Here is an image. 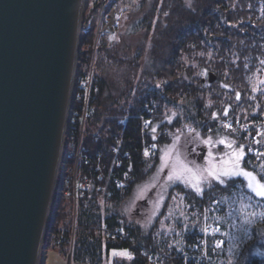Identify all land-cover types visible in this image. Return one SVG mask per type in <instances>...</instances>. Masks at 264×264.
<instances>
[{
	"label": "trees",
	"instance_id": "1",
	"mask_svg": "<svg viewBox=\"0 0 264 264\" xmlns=\"http://www.w3.org/2000/svg\"><path fill=\"white\" fill-rule=\"evenodd\" d=\"M110 5L108 3V7ZM167 5L164 10L167 16L165 25L156 24L151 38L149 61L143 64V71L138 75L141 80L138 79L130 87L116 83V91H112L114 93L110 92L113 83L106 78L109 63L104 59L107 56L99 58L101 52L110 53L112 45L99 35L95 42L94 18H89L80 34V70H85L93 58V75L99 87L93 102L94 112L89 118L87 133L83 138L87 159L80 157L78 161L79 179L88 176L92 186L79 189L75 201L72 196L61 198L60 205L53 211L55 222L48 225L43 240L47 247L54 246L65 257L71 254L72 262L104 264L111 250H119L128 252L130 259L128 262L116 260L113 264H225L220 263L226 244L221 235L222 222L220 219L208 222L207 217L223 214L224 207L220 202L215 204L212 201H219L221 196L228 193L226 185L212 184L195 198L189 192L186 193L187 200L204 212V222H208V225L200 230L195 227L185 229L177 245L151 241L149 236L142 233L139 225L128 222L117 207L132 192L145 172L157 165L160 144L169 141H158L152 155L144 156L142 153L139 121L140 115L146 112V103L154 107L153 122L158 125L185 126L191 122L195 127L202 126V131H207L208 126L213 125V109L207 108L206 96L212 93L215 84L205 78L195 77L196 73L191 70L185 72L184 69L188 68L181 61L183 54L193 57L200 52L202 57L197 56L199 63L206 68L210 69L206 65L209 63L217 71H228L229 79L243 100L241 105L249 103L247 77L255 72L260 60L264 64V0H191L188 4L184 0H169ZM98 6V0H95L90 6V12H97ZM152 15L153 12H150L148 16ZM208 53L215 58V64L207 60ZM112 56L114 54L109 55L108 60ZM184 73L192 79H184ZM153 78L158 79L159 84L152 83ZM143 79L149 81L142 84ZM179 102L182 108L183 105L186 107V112H183L186 117L181 119V115L177 114L171 121L167 120L165 108L177 107L175 104ZM247 108L252 109L253 106ZM236 109L223 114L224 111L221 113L218 108L220 116H215L225 120ZM256 109L251 111L249 120L264 112V103H260ZM125 113H130V117L126 121V129L121 131L119 120ZM214 128L219 130L213 126L212 131ZM119 135H122L123 141L117 154H114L111 146ZM233 135L242 144L244 162H251V169L255 171L256 163L264 159V156L258 155L264 153V147L249 153V134L235 132ZM126 152L128 157L124 156ZM70 161H73L72 158ZM112 165L121 185L103 193L97 190L98 185L105 184L99 175L107 174ZM68 190H72V186ZM212 225L216 226V232L210 231ZM116 227H122L123 233L115 236L103 234V229ZM50 233H58L59 240L51 243ZM216 238L222 242L219 247L214 244ZM261 249L264 250L258 247L256 252L248 254L244 264H264Z\"/></svg>",
	"mask_w": 264,
	"mask_h": 264
},
{
	"label": "rangeland",
	"instance_id": "2",
	"mask_svg": "<svg viewBox=\"0 0 264 264\" xmlns=\"http://www.w3.org/2000/svg\"><path fill=\"white\" fill-rule=\"evenodd\" d=\"M110 1L112 0H104L103 15L100 19L99 9L93 14L90 12V10L92 11L90 6L95 0L84 1L80 33L88 24L89 18H94L96 19L95 42L99 35L112 45L110 53L101 52L99 58H103V55L107 56L104 59L109 63L106 78L113 83L110 92L114 93L117 87L116 83L130 87L140 79L138 75L143 71L141 70L144 68L143 64L145 62L147 64L150 58L151 38L156 24L165 25L167 16L164 10L168 6L169 0ZM184 1L188 4L191 0ZM108 3L112 5L108 7ZM112 11L119 14L113 30L111 33L102 34V29L105 27L106 21L110 19ZM150 12H153L151 17L148 16ZM92 53L94 55V49H92ZM111 54H114V57L112 56L113 58L108 60V56ZM196 55L199 56L201 53L197 52ZM197 56L183 54L181 61L188 68L184 71L195 72L197 78L207 80L209 71L215 74L216 78L213 81L215 86L211 89L212 93L206 96L207 108L213 109L211 119L213 121L220 119L217 117L220 116L218 108L221 109V113L224 111L223 114H228L229 110L237 108L234 114L227 115L226 122L221 119L222 123H231L232 120L250 121L248 118L251 117V111H257L258 105L264 103V64L262 61L260 60L259 65L256 66L255 72L247 77L248 89H250L247 97L249 103L241 105L243 100L235 84L229 79L228 71H217L213 65L206 63L210 66L208 69L204 64L199 63ZM206 58L215 64V58L211 56V53H208ZM184 74V79H192L187 73ZM166 79L170 80L171 78L167 77ZM142 81V84H145L149 80L143 79ZM152 83L159 84V80L153 78ZM180 104L181 102L175 104L178 108L174 106L165 108L167 120L171 121L177 114L181 115V119L186 117L183 115V112H186V107L183 105L182 108ZM250 106L253 108L248 109L247 107ZM259 115L263 116L264 112ZM187 125H191V122ZM213 126L217 127L211 124L206 129L207 131L194 130L177 134L174 138L162 143L159 147L160 156L157 165L145 172L143 178L135 184L132 192L119 203L117 209L128 222L139 225L142 233L149 236L151 241L173 245L180 243L185 229L194 227L199 230L204 229L208 222L220 219L219 221L222 222L221 235L226 243L220 263L244 264L248 254L256 252L258 247L264 248V198L256 197L248 190L244 177H221L224 180V183L221 184L219 180L209 175L210 172L219 174L233 169L236 164L235 156L240 153L241 148L243 149L240 141L236 140L233 135L235 131L229 132L230 129L225 126H220V131L217 128L212 131ZM180 127L186 129V126L183 125ZM244 158L245 152L240 161L242 168L252 171L258 178L264 177V167H262L264 159L256 163L254 171L253 168L251 169V162L247 161L248 164H246ZM70 164L74 167L73 162L70 161L67 165ZM212 184L226 185L228 193L221 196L219 201L218 199L212 201L215 204L220 202L224 207L223 214L208 215V222L205 223L204 212L192 201L187 200L186 193L189 192L191 197L195 198ZM197 187L200 189L199 192L196 190ZM70 196L72 195L68 194L62 198ZM61 202L63 204L64 200ZM50 240L51 243L57 241L53 237ZM261 252L263 254L264 250L261 249ZM67 258L68 255L65 257L54 246L47 247L43 244L39 264H78L72 262L71 259L68 263ZM129 259L128 252L111 250L104 264H113L116 260L128 262Z\"/></svg>",
	"mask_w": 264,
	"mask_h": 264
},
{
	"label": "water",
	"instance_id": "3",
	"mask_svg": "<svg viewBox=\"0 0 264 264\" xmlns=\"http://www.w3.org/2000/svg\"><path fill=\"white\" fill-rule=\"evenodd\" d=\"M82 4L0 0V264H39L54 221L49 210ZM215 78L208 72L209 82Z\"/></svg>",
	"mask_w": 264,
	"mask_h": 264
},
{
	"label": "built area",
	"instance_id": "4",
	"mask_svg": "<svg viewBox=\"0 0 264 264\" xmlns=\"http://www.w3.org/2000/svg\"><path fill=\"white\" fill-rule=\"evenodd\" d=\"M98 9H99V19L103 15V6L104 0H98ZM116 11H112L110 14V19L106 21L105 27L102 29V34L111 33L112 27L114 24L110 25V21L112 19V14ZM116 22V21H115ZM99 24V23H98ZM105 28H107L105 30ZM99 32V30H97ZM94 56V55H93ZM94 65L93 58L89 66L84 70L83 77L81 78V95L78 102V111H76V121H75V133H73V164L74 167H69V178L67 179L66 186V195H72L74 201L79 193V189H88L92 186V182L88 176L84 175L81 179L78 176V161L80 157H83L84 160L87 159V154L83 149V138L86 135V127L89 121V118L93 115V102L96 100L97 93L99 91V87L95 81L93 75ZM145 114L140 115L139 121V131L141 135V151L144 156L152 155L157 148V143L160 140H170L174 138L177 134L193 132L194 130H201L202 126L195 127L193 125H185L186 129L184 130L180 126H168V125H158L153 122L154 119V107L146 103L145 104ZM119 124L122 125V130L126 129V121L130 117V113H125L120 116ZM214 125L220 128L225 126V128L230 129L229 132H245L249 134V149L248 152L252 153L258 147H264V115L254 118L250 121H242V120H232L231 123H222L221 119L213 121ZM94 131V130H93ZM122 134V132H120ZM122 135L115 137V143L111 146V149L114 154H117L119 147L122 144ZM147 152V155L145 153ZM124 156L128 157V153L126 152ZM113 165L109 169L107 174L99 175V177L103 178L105 181L104 185H98L97 190L104 192L110 191L112 187H119L121 185V180L117 177L112 169ZM114 168V167H113ZM72 186V190H68V187ZM71 192V193H70ZM210 231L216 232L217 228L215 225L210 227ZM123 233L122 227L116 228H105L103 229V234L105 236H115L117 234ZM56 240H59L60 235L55 233ZM220 242V239L216 238L215 243ZM159 259V258H158ZM78 264H88L87 262L81 261L77 262Z\"/></svg>",
	"mask_w": 264,
	"mask_h": 264
},
{
	"label": "bare ground",
	"instance_id": "5",
	"mask_svg": "<svg viewBox=\"0 0 264 264\" xmlns=\"http://www.w3.org/2000/svg\"><path fill=\"white\" fill-rule=\"evenodd\" d=\"M84 1L85 0H83L81 9L84 8ZM118 15L119 14L117 12H114L112 14L110 25L111 24L113 25L115 23V21L118 18ZM106 29L107 28H105V30ZM79 40H80V35H79ZM80 51H81V45L78 47V51H77L78 56H79ZM83 72H84V69L80 70V61H79V57H77L76 62H75V68L72 73V81H71L67 112H66V118H65V124H64V134H63V139H62V144H61V152H60V157H59V162H58L55 187H54V192H53V196H52V200L50 204L48 222H50L49 220L51 219L52 216L54 217V220H55V214L53 213V211L58 207V204L62 196L66 195L67 179L69 178V168L68 167L69 166L72 167L71 166L72 164L70 165H67V164L70 158L73 159V133H75L76 111H78V102H79L80 95H81V78L83 77ZM51 224L50 223L47 224L44 235H43V240H44V236L46 233V229L48 225H51ZM52 237L55 238V233H50L49 238L51 239ZM43 240H42V244H44Z\"/></svg>",
	"mask_w": 264,
	"mask_h": 264
},
{
	"label": "snow or ice",
	"instance_id": "6",
	"mask_svg": "<svg viewBox=\"0 0 264 264\" xmlns=\"http://www.w3.org/2000/svg\"><path fill=\"white\" fill-rule=\"evenodd\" d=\"M147 155V152L145 153ZM258 155L264 156V153H258ZM244 156L243 149L241 148V151L239 154L235 156V167L233 169H230L228 171L221 172L219 174L210 172L209 175L212 176L214 179H217L220 181L221 184L224 183V180L221 177H234V176H241L245 178L246 181V187L248 190L254 194L256 197L264 198V177H257L252 171H248L240 166V161L242 160ZM264 167V165H262ZM196 190L199 192V187L196 188ZM251 199V197H249ZM222 242L217 243V247L220 246Z\"/></svg>",
	"mask_w": 264,
	"mask_h": 264
}]
</instances>
